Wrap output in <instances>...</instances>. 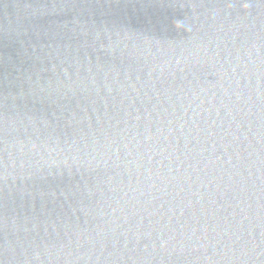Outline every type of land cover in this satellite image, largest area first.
Segmentation results:
<instances>
[{"label": "water", "instance_id": "obj_1", "mask_svg": "<svg viewBox=\"0 0 264 264\" xmlns=\"http://www.w3.org/2000/svg\"><path fill=\"white\" fill-rule=\"evenodd\" d=\"M0 264H264V0H0Z\"/></svg>", "mask_w": 264, "mask_h": 264}]
</instances>
